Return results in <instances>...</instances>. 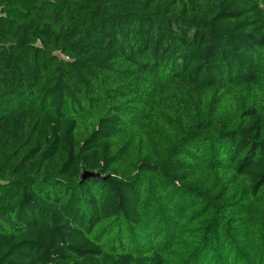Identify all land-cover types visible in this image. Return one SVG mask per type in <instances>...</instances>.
<instances>
[{"label": "trees", "instance_id": "trees-1", "mask_svg": "<svg viewBox=\"0 0 264 264\" xmlns=\"http://www.w3.org/2000/svg\"><path fill=\"white\" fill-rule=\"evenodd\" d=\"M0 264H264V0H0Z\"/></svg>", "mask_w": 264, "mask_h": 264}, {"label": "water", "instance_id": "water-1", "mask_svg": "<svg viewBox=\"0 0 264 264\" xmlns=\"http://www.w3.org/2000/svg\"><path fill=\"white\" fill-rule=\"evenodd\" d=\"M95 178V179H99V175L97 173H90V172H84L83 173V179L84 178Z\"/></svg>", "mask_w": 264, "mask_h": 264}]
</instances>
